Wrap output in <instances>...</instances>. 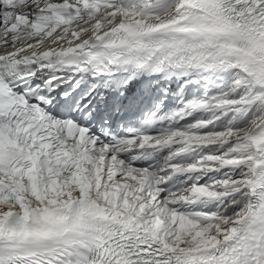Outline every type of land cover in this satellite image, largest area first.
I'll use <instances>...</instances> for the list:
<instances>
[{
    "label": "snow or ice",
    "instance_id": "snow-or-ice-1",
    "mask_svg": "<svg viewBox=\"0 0 264 264\" xmlns=\"http://www.w3.org/2000/svg\"><path fill=\"white\" fill-rule=\"evenodd\" d=\"M0 264H264V0H0Z\"/></svg>",
    "mask_w": 264,
    "mask_h": 264
}]
</instances>
